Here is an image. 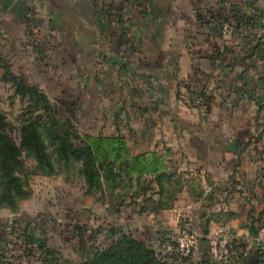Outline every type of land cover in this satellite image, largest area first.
<instances>
[{
  "label": "crops",
  "instance_id": "crops-1",
  "mask_svg": "<svg viewBox=\"0 0 264 264\" xmlns=\"http://www.w3.org/2000/svg\"><path fill=\"white\" fill-rule=\"evenodd\" d=\"M223 1L0 0V26L22 66L28 29L52 40L50 63L35 72L55 82L53 94L82 100L88 128L122 137L132 156L162 159L165 187L179 189L162 208L155 174L142 178L154 208L195 205L204 237L220 221L234 232L242 223L246 237L264 216V0ZM31 209L0 208V231L25 225Z\"/></svg>",
  "mask_w": 264,
  "mask_h": 264
},
{
  "label": "rangeland",
  "instance_id": "rangeland-1",
  "mask_svg": "<svg viewBox=\"0 0 264 264\" xmlns=\"http://www.w3.org/2000/svg\"><path fill=\"white\" fill-rule=\"evenodd\" d=\"M42 38L46 37L31 29L26 31L22 44L30 52L26 59L30 66H22L20 62L25 58L19 59L18 55L11 54L12 50L4 47L0 26V113L10 125L12 136L18 140L20 124L34 117L43 121H49L51 117L61 123L69 121L75 144L85 141L84 134L107 136L106 132L87 127L80 98L68 96L66 92L53 94L57 92L55 82L41 80L40 71L39 74L35 72L34 65L42 68L51 61L52 40L46 38L49 44L46 49ZM40 48L43 54L34 56ZM30 58L32 61L29 62ZM13 75L20 77L26 86H36L47 98L50 108L35 95L18 93L12 83ZM60 84L66 86V83ZM34 164L32 160L26 161L27 186L31 195L19 202V210L22 205L23 210L32 208L33 213L23 211L21 217L27 222L20 226L21 232L17 231L14 239L4 237L0 231V264H43L44 256L33 255L34 250L28 249L35 240L43 241L47 252L52 251L59 263H78L94 249L110 244L121 232L131 234L152 248L165 264H240L248 250H264V216L248 223L249 228L257 229V234L241 237L242 223L237 224L238 230L234 232L233 227L220 221L210 224L209 233L204 237L202 233L206 226L200 223L197 216L201 209L195 205L181 210L166 209L163 213L164 209L154 208L152 192L144 189L143 184L133 186L124 181L114 187L116 181H110L90 194L83 177L78 174V164L75 163V168L56 164V174L50 177L34 173L37 172ZM48 179H53V183ZM178 185L176 181L170 186L165 199L168 197L173 202L177 198ZM39 200L43 203H38ZM151 213L161 214L162 219L154 220ZM170 213L174 219H170Z\"/></svg>",
  "mask_w": 264,
  "mask_h": 264
},
{
  "label": "trees",
  "instance_id": "trees-1",
  "mask_svg": "<svg viewBox=\"0 0 264 264\" xmlns=\"http://www.w3.org/2000/svg\"><path fill=\"white\" fill-rule=\"evenodd\" d=\"M264 26V25H263ZM2 61L0 57V62ZM12 83L18 93L35 95L50 108L47 98L37 90L36 86H26L17 76H11ZM69 121L60 122L51 117L43 121L40 117L28 118L18 127V140L12 136V129L4 116L0 113V208H6L16 213L19 202L31 195L25 172L26 161H34L37 174L54 176L56 164L75 168L79 165V172L86 185V191L93 194L94 190H101L103 183L116 181L114 187L124 181L131 185H142V178L155 174L160 195L169 193L170 189L164 182L169 181L163 167L162 159L153 152H146L132 156L124 139L120 136H91L84 134L85 141L75 144L71 139ZM75 135V134H74ZM149 187L150 181L144 179ZM149 183V184H148ZM163 208L172 205L170 198H164L158 203ZM163 204V205H162ZM160 207V208H161ZM264 214V210L259 216ZM250 231L257 234L256 229ZM43 249V264H72L59 263L52 251L45 249L43 241H39ZM73 264H165L152 248L146 246L131 234L121 232L110 244L94 249L88 256ZM240 264H264V250H248L242 256Z\"/></svg>",
  "mask_w": 264,
  "mask_h": 264
},
{
  "label": "built area",
  "instance_id": "built-area-1",
  "mask_svg": "<svg viewBox=\"0 0 264 264\" xmlns=\"http://www.w3.org/2000/svg\"><path fill=\"white\" fill-rule=\"evenodd\" d=\"M223 2H224L223 7L229 8V6H230L229 0H224ZM260 23L262 25H264V16H262L260 18ZM220 27H221L222 35H225L229 29V23L227 22V19L222 20ZM32 30H34V28ZM17 231L21 232L20 226L14 225L12 223H6V225L3 227V234L5 235L4 237H9L10 239L15 238L14 235L17 234L16 233ZM35 241L32 242V243H34V244H32V246L30 244L28 245V247H29L28 249L32 250V251L34 250L33 255H35V254L39 255L40 254L39 257H41V256H43V252L37 246V244L39 245V241L38 242H35ZM35 250H38V252L36 253Z\"/></svg>",
  "mask_w": 264,
  "mask_h": 264
},
{
  "label": "water",
  "instance_id": "water-1",
  "mask_svg": "<svg viewBox=\"0 0 264 264\" xmlns=\"http://www.w3.org/2000/svg\"><path fill=\"white\" fill-rule=\"evenodd\" d=\"M13 224V223H12Z\"/></svg>",
  "mask_w": 264,
  "mask_h": 264
}]
</instances>
